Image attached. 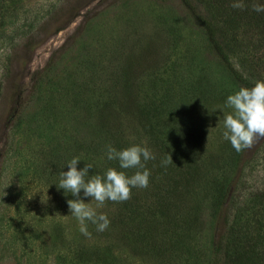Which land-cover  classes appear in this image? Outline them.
Listing matches in <instances>:
<instances>
[{
	"label": "rangeland",
	"instance_id": "374dc122",
	"mask_svg": "<svg viewBox=\"0 0 264 264\" xmlns=\"http://www.w3.org/2000/svg\"><path fill=\"white\" fill-rule=\"evenodd\" d=\"M232 38L235 57L245 55L248 69L257 67L252 84L264 80V37ZM203 45L182 0H19L0 13V264H75L70 252L102 248L107 241L122 250L126 238L134 239L136 264H183L188 241L180 229L173 237L160 219L151 220L161 226L158 232L143 227L158 239L153 243L137 238L127 218L139 224L149 209L157 213L154 197L164 179L182 172L192 158L222 155L220 166L233 175L238 169L237 200L264 190V138L240 152L233 170L228 156L234 149L221 129H213L224 100L241 84ZM194 54L201 70L187 75L183 58ZM235 69L242 70L239 64ZM138 82L142 108L126 96ZM108 98L118 108L111 106L104 117L100 106ZM99 122L122 130V136L100 129ZM107 144L153 151L156 159L146 165V188L152 191L133 188L126 201H106L96 210L107 214L109 227L97 232L89 223L91 235L85 236L73 217L55 216L69 215L66 200L74 199L55 185L75 156L81 158L78 168L93 164L90 174L115 167L131 175L134 169H119L117 161L106 159ZM169 154L173 163L162 166ZM47 189L49 200L42 203ZM209 221L194 239L209 243L226 230L224 216L213 225ZM137 230L142 232L139 225ZM99 264L129 262L122 254L105 253Z\"/></svg>",
	"mask_w": 264,
	"mask_h": 264
},
{
	"label": "trees",
	"instance_id": "16d2710c",
	"mask_svg": "<svg viewBox=\"0 0 264 264\" xmlns=\"http://www.w3.org/2000/svg\"><path fill=\"white\" fill-rule=\"evenodd\" d=\"M18 1L0 0V13L15 8ZM182 2L205 43L202 49L207 48L211 51L220 66L225 71H230L241 86L251 87L253 85L252 76L257 67L248 69L245 64L248 63V57L243 60L245 55L238 59L235 57L232 37H264V12L258 13L253 10L255 5L261 3V0H242L241 8H233L231 6L233 0H182ZM235 58L239 63L235 61ZM198 61L197 54L186 55L183 58L182 66L185 69L188 68L187 75L197 69L201 70L198 68ZM235 64H239L242 70L235 69ZM261 64H256V66ZM126 93L127 97L142 108L143 100L139 82ZM108 96L111 98L112 94L108 92ZM109 98L100 106L99 112L104 117H107L108 111L112 110L111 106H114V109L118 108H115L116 105H113L114 102ZM168 100L167 95L164 105L168 104ZM96 126L102 130L106 129L107 133L116 134L115 136L121 137L123 134L122 130L100 122L96 123ZM242 151L244 149L240 152ZM240 152L233 150L232 157L228 156L233 170L237 166L236 159L241 155ZM221 156L209 154L202 156L201 159L192 158V160H187V167L182 172L168 175L162 184L164 188H160L156 196L154 195L158 202L157 213L152 212L150 215L149 209L148 214L140 218L142 222L139 224L138 219L133 221L127 218L128 222L135 225L134 233L137 238L140 235L145 240L151 239L153 243H156L158 239L155 236L152 238L149 231L143 232V227L152 226L158 232L161 227L160 223L156 221L155 225L151 223V220L160 219L162 228L166 225L171 236L175 237L177 231L181 230L185 242L188 241L184 245L186 258L183 264H264V190L250 194L246 199L237 200L233 193L238 187L233 183L239 170L235 169V175L233 171L231 173L226 171L225 167L220 166ZM262 159L264 165V150ZM145 189L150 193L152 191L151 187ZM204 206L208 208L207 214L204 213L206 210ZM222 216L226 221L224 233L217 240L201 243L199 236L203 235L207 218L213 225V221ZM125 219L122 218L118 222L122 225ZM138 225L142 232L137 230ZM196 235H199L197 240L194 239ZM173 237L172 242H174ZM168 239L171 240V238ZM133 240L126 238L129 244L122 250L116 246V241H107L105 248L88 246L70 253L75 264H99L105 253L122 254L129 264H136L137 252L134 247H131ZM142 254H144L143 251L140 252L139 257H142ZM163 256L165 257V254Z\"/></svg>",
	"mask_w": 264,
	"mask_h": 264
},
{
	"label": "clouds",
	"instance_id": "9594fccd",
	"mask_svg": "<svg viewBox=\"0 0 264 264\" xmlns=\"http://www.w3.org/2000/svg\"><path fill=\"white\" fill-rule=\"evenodd\" d=\"M231 6L241 8L242 0H233ZM253 10L258 13L264 12V0L255 5ZM219 113L221 115L218 116L217 126L213 129H221L222 139L229 142L235 151L240 152L249 148L257 138H264V80L255 81L251 87L241 86L229 94ZM104 155L108 161H117L119 169L135 171L127 175L125 171L108 167L102 174L96 172L90 174L93 164L84 163L82 168H78L81 158L75 156L67 162L65 166L67 171L59 172L58 186L55 185L58 190H63L65 197L66 193L74 197L66 200L70 214L61 216L56 213L55 216L73 217L79 232L85 236L91 235L88 231L89 223L95 225L97 232H103L109 227L110 220L107 214L96 210L103 207L106 201H126L130 198L133 188L148 186L151 171L146 165L147 162L156 159L149 147L140 144L119 150L107 144ZM168 163H173L170 154L161 161V165L166 166ZM48 189L43 194L44 199L40 194L42 203L49 200ZM86 199L88 202H85ZM93 201L95 208L92 206ZM51 217L45 216L44 219Z\"/></svg>",
	"mask_w": 264,
	"mask_h": 264
}]
</instances>
